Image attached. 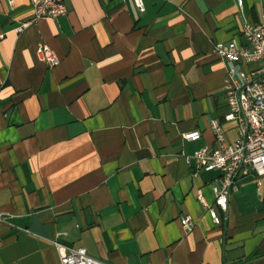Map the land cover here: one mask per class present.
Returning a JSON list of instances; mask_svg holds the SVG:
<instances>
[{"label":"crops","instance_id":"0c3cea01","mask_svg":"<svg viewBox=\"0 0 264 264\" xmlns=\"http://www.w3.org/2000/svg\"><path fill=\"white\" fill-rule=\"evenodd\" d=\"M143 2L68 0L35 21L31 0H0V264H61L57 245L105 264H264L254 178L217 225L198 197L215 202L221 172L189 160L218 147L213 120L239 138L214 45L245 43L264 0Z\"/></svg>","mask_w":264,"mask_h":264},{"label":"built area","instance_id":"2783aa9c","mask_svg":"<svg viewBox=\"0 0 264 264\" xmlns=\"http://www.w3.org/2000/svg\"><path fill=\"white\" fill-rule=\"evenodd\" d=\"M67 1L31 0L34 20L65 16L68 13ZM133 2L141 12L145 10L143 0ZM237 3L242 6L243 0H237ZM262 17L261 23H246L243 26L240 35L245 43L234 39L214 45V53L233 64L228 70L224 85L228 105L224 119L237 124L239 138L229 142L224 125L219 120H213L211 129L218 147H204L189 158L194 175L202 170L221 172L219 183L213 186L215 202L210 204L201 193L198 197L217 225H221L223 221L216 207L228 212L230 199L239 193L244 178L252 176L257 192L264 197V12ZM37 54L49 67L59 64L58 57L46 43L39 44ZM182 137L187 141H196L201 137V132L186 133ZM3 219L4 215L0 214V222ZM181 224L187 232L194 228L191 216L181 218ZM57 247L62 252L61 264H105L90 256L84 248L66 250L59 245Z\"/></svg>","mask_w":264,"mask_h":264}]
</instances>
